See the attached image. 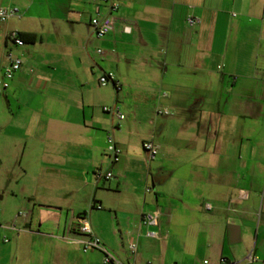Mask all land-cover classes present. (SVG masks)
Masks as SVG:
<instances>
[{
	"label": "crops",
	"instance_id": "1",
	"mask_svg": "<svg viewBox=\"0 0 264 264\" xmlns=\"http://www.w3.org/2000/svg\"><path fill=\"white\" fill-rule=\"evenodd\" d=\"M10 7L0 78L6 52L21 66L0 95V189L34 197L56 222L48 231L72 237L0 217V264H102L82 252L79 218L120 264H264V0H122L102 39L89 25L106 12L99 0H0ZM11 32L35 38L17 47ZM107 72L118 90L98 84ZM108 134L120 149L111 165ZM154 210L157 227L140 226Z\"/></svg>",
	"mask_w": 264,
	"mask_h": 264
},
{
	"label": "built area",
	"instance_id": "2",
	"mask_svg": "<svg viewBox=\"0 0 264 264\" xmlns=\"http://www.w3.org/2000/svg\"><path fill=\"white\" fill-rule=\"evenodd\" d=\"M99 1L101 4L105 6L106 12L101 13L99 11V8L96 7L94 12V17L91 18L89 22L90 28L92 29L93 35L96 39H102L112 31L111 15L117 10L122 0H99ZM13 17L14 18L19 17V11L17 8L15 7L0 8V29L10 18ZM197 22L198 21L192 15H188L185 18V24L188 27L194 26ZM8 39L17 47H21L23 45V41L19 38L17 32H11L8 35ZM96 53L100 56L103 55V52L100 49H97ZM5 60H6V65L3 68L2 76L0 78V95H2L5 92V90L9 87L10 81H12L14 74L20 69L21 66V60L15 57L11 52H6ZM114 78L115 77L113 73L111 72L104 73L98 78V84L100 86H106L108 84H112L114 88L118 90V85L117 83L114 82ZM161 96L164 97L165 94L161 93ZM102 111L104 113L113 114L114 117L118 120H121L123 118L121 112L117 107H113V108L102 107ZM156 113L167 115L166 111H162L159 109H156ZM141 146L146 155L147 161H153L158 154V146L155 145L151 140H146L142 142ZM106 153L109 157L110 165L118 161L120 156V149L117 147L111 134H108L106 137ZM96 177L98 179L100 178L110 179L112 178V173L110 171H106L102 174L97 173ZM149 191L150 189L146 187L145 192H149ZM205 207L207 209L209 208L208 205H206ZM96 208L101 209L100 206H96ZM159 216L160 214L156 210L146 212L140 216L139 224L140 226L146 228L157 227ZM10 229L17 230L15 229L14 226H10ZM78 230L81 234L89 236V238L86 240L78 241V243L81 244L82 252H87L88 250H98L103 254L102 264H120L103 249L98 238L92 236L90 228L84 218L78 219ZM146 235L148 237H154V238L157 237L155 233H151V232L150 233L147 232ZM4 241L6 240L4 239ZM135 250H136L135 244L130 243L128 246V252L131 255H133L135 253ZM254 261H256V257L253 256L252 254H249L246 259V263L250 264ZM203 264H207V261H203ZM219 264H236V263H229L222 258L219 260Z\"/></svg>",
	"mask_w": 264,
	"mask_h": 264
},
{
	"label": "rangeland",
	"instance_id": "3",
	"mask_svg": "<svg viewBox=\"0 0 264 264\" xmlns=\"http://www.w3.org/2000/svg\"><path fill=\"white\" fill-rule=\"evenodd\" d=\"M162 111H164V110H162ZM167 115H168V112H167ZM117 147H118V145H117ZM1 186L2 187L0 189V217H2L5 220V222H7V224H9V226H11V224H13L12 221H13L14 218L15 219L17 218L15 220L16 223H20L21 220L23 218H25V219L31 221V227L29 228L30 230H36L37 229V230H39L40 233H45V234L51 233V234H57L59 236H61L63 234V236H61V237L65 238V239H70L72 237V236L69 235L68 232L62 233V232H57V231L55 232L53 230L48 231L47 228H49L51 224H56V222H53V219H52L53 217L47 216L46 214H41L40 211H39L40 209L38 208L37 205L33 206V204H37V202H38L36 199H34V197L33 198L32 197H27V196L22 197L21 193L18 192L19 194L14 196L13 200H9L10 198H8V196H6V193H7L8 189L5 190L6 186L4 184H2ZM13 186H15V184L11 185V187H13ZM17 187H18V185H17ZM98 190H100V187L96 188L95 192L98 191ZM3 193L5 194L4 195L5 197H3ZM60 195L62 196L61 201L64 202V204H66V200H67L66 191L65 192L62 191L60 193ZM31 207H34V209L32 210L31 214H28V210ZM53 212L57 213L56 211H53ZM95 212H98V211H95ZM18 214H20V215H18ZM64 214H65V212L63 210L62 214L59 217H56V218H58L60 226H62V224L65 221V219H66V226L67 225L70 226V224H71V216L69 215L70 211H69L68 216L65 217ZM42 221H45V222H44V224H42L41 228L40 229L36 228L37 223L38 222H42ZM18 231H20V230H18ZM82 236H84L85 238L87 237V235L86 236L82 235ZM32 239H34V241H36L35 239H41V238H32ZM34 246H35V243H32L31 244V248L29 249V254H31V256L33 255V252L35 250Z\"/></svg>",
	"mask_w": 264,
	"mask_h": 264
},
{
	"label": "trees",
	"instance_id": "4",
	"mask_svg": "<svg viewBox=\"0 0 264 264\" xmlns=\"http://www.w3.org/2000/svg\"><path fill=\"white\" fill-rule=\"evenodd\" d=\"M19 35V38L22 40V41H33L34 40V36L33 35H21V34H18Z\"/></svg>",
	"mask_w": 264,
	"mask_h": 264
}]
</instances>
